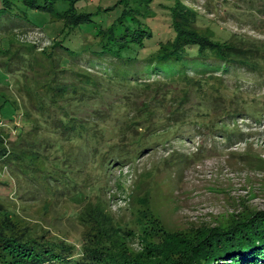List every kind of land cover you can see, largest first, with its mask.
<instances>
[{
  "label": "rangeland",
  "instance_id": "obj_1",
  "mask_svg": "<svg viewBox=\"0 0 264 264\" xmlns=\"http://www.w3.org/2000/svg\"><path fill=\"white\" fill-rule=\"evenodd\" d=\"M6 1L9 7L0 10V139L10 149V162L0 163V202L18 228L79 252L86 233L92 234L89 241L98 238L82 220L97 205L128 225V234L121 228L110 240L136 255L147 243L163 240L161 231L151 230L152 221L189 237L207 225L230 222L244 209L264 210V0H180L194 31L248 53L231 56L242 67L226 74L221 68L188 69V77L213 75L211 94L220 97L205 116L211 128L191 134L175 120L153 121L176 100L169 106L168 96L158 94L149 105L142 97H126L128 89H119L117 77L76 61V48H66L89 45L88 38L104 32L103 25L127 7L126 20L144 15L154 31L155 43L146 44L153 52L170 25L171 0H147L149 7L143 0H77L75 11L70 1L59 0L51 13ZM74 12L88 13L89 20L74 24ZM75 74L92 80L104 97L99 107L111 110L105 123L90 122L92 105L86 103L93 93L74 91ZM60 89L67 91L64 96ZM172 91V99L183 97L178 87ZM188 97L181 104L190 109L198 95L193 90ZM159 102L167 107L161 110ZM82 113L84 124L90 122L87 134L61 130L67 118ZM131 121L138 123L130 132L120 130V123L127 127ZM147 122L156 131L140 127ZM20 142L27 145L16 152ZM17 158L25 161L15 170Z\"/></svg>",
  "mask_w": 264,
  "mask_h": 264
},
{
  "label": "trees",
  "instance_id": "obj_2",
  "mask_svg": "<svg viewBox=\"0 0 264 264\" xmlns=\"http://www.w3.org/2000/svg\"><path fill=\"white\" fill-rule=\"evenodd\" d=\"M57 1L59 0H21L28 9L49 13L52 12L53 5ZM67 1L74 5L72 11L78 8L77 0ZM143 1L147 5V0ZM1 5L3 8L0 10H4L9 7V2L2 0ZM183 7L185 6L180 0H171L168 5L170 25L165 30L163 41H157L156 50L153 52H148L146 44L147 42L155 43L154 31L142 21L144 15L140 14V17L136 15L130 18V21L126 20L127 7L115 16L110 25H103L104 32L96 33L94 37L88 38L89 45L79 47L70 44L66 48H76L71 49L74 50L72 52L75 53L76 61H84L104 74L117 77L120 84L119 89H128L126 97H142L149 105L155 101L158 94L168 96L166 105L170 106V103H173L172 100H176L171 105L172 109L169 108L165 115L159 112L161 116H157L153 121L162 125L166 121L175 120L180 122L179 130L184 129L188 132L189 129L188 133L191 134L200 132L199 129L206 126L208 120L205 116L211 114V109L217 107L220 97H213L211 94V87L214 84L211 81L213 75L196 74L188 77L186 73L188 69L204 70L202 68L204 66L205 69L221 68L226 74L230 68L242 67V61L237 62L231 56L243 58L248 53L244 49L228 44H219L194 31L192 25L187 23L192 20L188 21L187 18L190 17L186 9H182ZM133 11L139 10L133 7ZM73 14L74 24L89 20L88 13L74 12ZM192 16L193 22L197 24L198 17L195 12ZM118 70L119 72L116 73ZM151 78H156V81L150 82ZM72 82L76 83L77 87L74 91L78 94L80 92L77 90H92L93 94L88 96L93 99L87 98L86 103L92 105L91 113L94 116L90 121L92 124H96V121L105 123L110 119L111 110L105 112L99 107L105 102L104 97L96 91L97 87L92 80L75 74V81ZM175 86L178 87L182 98L172 99V89ZM193 90L198 95V102L190 109L185 108L181 103L189 100L188 96ZM216 90L215 88V92ZM66 92L60 89L59 95L64 96ZM161 98L159 101L164 102L165 98ZM157 105L161 110L166 106L161 105L160 102ZM79 106L78 101L75 108ZM75 117L67 118L61 130L71 129L79 135L87 134L86 127L90 122L86 121L87 125L84 124L83 113L76 114ZM145 118L149 119L150 115ZM134 123L138 121L127 123V127L120 123V130L128 131ZM152 124L147 122L141 124L140 127L144 126L149 134L156 131V127ZM206 128H211V125ZM210 130L215 131L214 127ZM136 132L135 130L131 133L136 134ZM84 140L86 139L81 142L83 143ZM25 145H27L26 142L18 143V151H15H23ZM135 146H140V143ZM24 161V159L22 161L19 158L15 159L14 169L16 170L18 166L21 168ZM9 162L10 149L2 145L0 139V163L7 167ZM120 163H115V165ZM29 182L33 184L35 181ZM98 207L97 205L92 207L93 209L85 213L82 219L89 223L91 231L98 238L89 241L87 237L92 234L86 233L81 241V250L77 252L75 246L63 241L45 239L43 235L40 236L41 234L32 235L31 232L28 233L25 229L18 228L8 216L7 211L9 210L6 209V205L0 202V264H264V210L244 209V212L236 213L230 222L207 225L196 230L189 237L181 232L165 231L162 226L155 223L157 221H152L151 224L156 226L151 225V230L161 231L163 240L160 243H147L141 253L132 255L130 249L120 246V243L117 244L115 240L113 242L110 240L111 234L118 232L121 228L127 234L131 229L128 225H123V227L112 215L102 210L103 207Z\"/></svg>",
  "mask_w": 264,
  "mask_h": 264
}]
</instances>
